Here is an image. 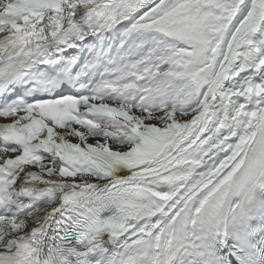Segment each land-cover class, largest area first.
<instances>
[{"label": "snow or ice", "instance_id": "obj_1", "mask_svg": "<svg viewBox=\"0 0 264 264\" xmlns=\"http://www.w3.org/2000/svg\"><path fill=\"white\" fill-rule=\"evenodd\" d=\"M0 264H264V0H0Z\"/></svg>", "mask_w": 264, "mask_h": 264}]
</instances>
